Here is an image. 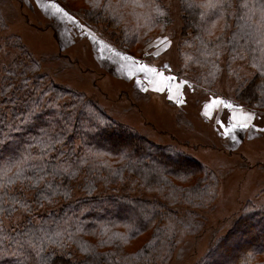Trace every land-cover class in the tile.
<instances>
[{"label":"trees","instance_id":"1","mask_svg":"<svg viewBox=\"0 0 264 264\" xmlns=\"http://www.w3.org/2000/svg\"><path fill=\"white\" fill-rule=\"evenodd\" d=\"M56 1L103 42L134 57L170 24L160 0L144 8L116 0ZM222 2L213 15L178 0L181 46L195 50L180 54L182 74L209 90L219 78L220 55L229 66L246 60L254 75L238 85L233 101L264 113V76L252 66L264 63L254 32L261 19L257 0L247 8L244 0ZM5 28L0 13V31ZM4 48L18 57L0 72V264H166L181 234L198 228L194 211L213 203L214 173L176 146L117 123L83 93L53 85L18 37L4 39ZM157 99L146 104L153 119ZM25 157L27 163L14 166ZM141 190L162 200L143 198ZM247 204L195 264H264V205ZM16 216L22 220L11 222Z\"/></svg>","mask_w":264,"mask_h":264},{"label":"rangeland","instance_id":"2","mask_svg":"<svg viewBox=\"0 0 264 264\" xmlns=\"http://www.w3.org/2000/svg\"><path fill=\"white\" fill-rule=\"evenodd\" d=\"M160 1L168 10L170 24L138 57L103 42L71 9L56 0H4L0 13L6 28L0 31V44L9 36L18 37L53 85L83 93L117 123L158 145L176 146L214 173L217 183L213 203L194 211L199 217L195 218L198 228L189 235L181 234L166 263L195 264L216 239L227 233L244 205H264V113L233 101L238 85L254 75L246 60L229 66L226 55H220L219 78L209 90L195 83V76L182 74L180 54L190 50L194 54L195 50L189 45L181 46L184 39L178 0ZM17 57L12 49H2L0 72ZM170 76L175 79L170 81ZM165 80L167 88L176 85L169 94L150 88L151 82L153 87L161 88ZM178 91L180 98L174 102ZM154 95L160 106L153 103V119L151 107L146 104ZM130 98L138 107L131 104ZM244 113L254 116L248 127L240 128ZM138 194L162 200L142 190ZM20 220L16 216L11 222ZM256 234L261 237V233Z\"/></svg>","mask_w":264,"mask_h":264},{"label":"snow or ice","instance_id":"3","mask_svg":"<svg viewBox=\"0 0 264 264\" xmlns=\"http://www.w3.org/2000/svg\"><path fill=\"white\" fill-rule=\"evenodd\" d=\"M185 2H186V7L188 8H206L213 15L217 13V10L224 7L222 0H205L203 4H199V5L192 3L191 0H185ZM116 3L117 5L122 6V7L131 6L133 8H144V7H152L153 0H116ZM257 3H258V8H259L261 19H260V23L255 26L254 32L258 34V38H256V43L260 45V48L258 50L261 52L262 57H264V0H257ZM95 6H99L98 0ZM105 7H111V4L105 5ZM156 7H157V12L159 15L165 14L162 10L158 8V6ZM241 7L247 8L248 0H244ZM57 10L59 11V9ZM205 15H207V13H201L202 17ZM146 18L149 20L153 19L151 13H149V15ZM209 35H211L210 30H209ZM164 41H167V37H164ZM240 58L242 59L243 57L241 56ZM252 66L258 69L261 76H264V63L262 64L253 63ZM164 67L167 68V65H165ZM174 79H175L174 76L169 77L170 81ZM261 92L262 94H264V89H261ZM220 103H226V102L220 101ZM228 106H231V105H228ZM253 116H254L253 113H244V117H245L244 122L240 123L239 127L240 128L248 127V123ZM27 159L28 158L25 157V158L15 161L14 166L17 168H20L23 164L27 163Z\"/></svg>","mask_w":264,"mask_h":264},{"label":"crops","instance_id":"4","mask_svg":"<svg viewBox=\"0 0 264 264\" xmlns=\"http://www.w3.org/2000/svg\"><path fill=\"white\" fill-rule=\"evenodd\" d=\"M166 79V77H165ZM156 80H157V77H156ZM158 82V85L161 83L159 80H157ZM167 80L164 81V83L162 84L161 88H158L157 86L156 87H153V82H151L150 84V88L154 91L156 90H159V91H162V90H165L167 92V94H169L170 90H174V87H176V85L174 84H171L170 87L167 88ZM173 85V86H172ZM180 91H178V93L176 94L175 98H174V102H176L179 98H180V95H179ZM202 114V113H201ZM208 117V116H207ZM209 118V117H208ZM234 123V122H233ZM232 125H237V124H232Z\"/></svg>","mask_w":264,"mask_h":264},{"label":"bare ground","instance_id":"5","mask_svg":"<svg viewBox=\"0 0 264 264\" xmlns=\"http://www.w3.org/2000/svg\"><path fill=\"white\" fill-rule=\"evenodd\" d=\"M259 115H261V114H259ZM260 117V116H259Z\"/></svg>","mask_w":264,"mask_h":264}]
</instances>
